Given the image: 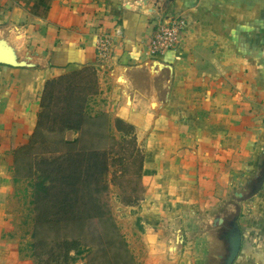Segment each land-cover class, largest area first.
I'll return each instance as SVG.
<instances>
[{"label": "crops", "instance_id": "0c3cea01", "mask_svg": "<svg viewBox=\"0 0 264 264\" xmlns=\"http://www.w3.org/2000/svg\"><path fill=\"white\" fill-rule=\"evenodd\" d=\"M172 15L187 22L180 46L152 58ZM0 38L29 64H0V264H33L16 153L36 132L45 85L85 69L97 81L90 105L133 125L144 151L150 195L120 212L135 264H220L215 220L238 209L233 264H264V184L252 195L264 162V0H176L163 16L126 0H0Z\"/></svg>", "mask_w": 264, "mask_h": 264}, {"label": "trees", "instance_id": "16d2710c", "mask_svg": "<svg viewBox=\"0 0 264 264\" xmlns=\"http://www.w3.org/2000/svg\"><path fill=\"white\" fill-rule=\"evenodd\" d=\"M84 71L90 72L95 77L93 72L86 69L67 73L58 79L47 82L41 97V112L34 136L43 127L45 119L48 117L51 118V115L59 124L60 129L81 132V136L72 142L62 140L59 144L60 147L64 146L66 148L68 145L74 146L83 142L85 143V135H87L85 131L86 127L94 128L97 133H95L93 138L96 142L93 141L90 145L91 150L88 157L87 155L84 157V153L78 152L73 155L70 152L58 151L56 158L44 159L40 163L44 169L41 170L38 181L32 185L33 194L31 203L36 212L34 221L35 228L32 232V238L35 242L32 247L37 248V241L41 229L44 226L49 227V230L51 229L52 232L54 227L55 231L63 233L61 237L63 241L59 244V247L65 251L68 260L75 262V259L70 254L72 252L81 254L85 250H81L84 248L80 249L81 244H78L79 247L77 246V248L72 241L66 240L65 237L69 236L68 233L64 232L68 229L70 231L73 230L72 235L77 234L74 235L77 237H81L86 233L91 234L93 228H95L93 221L96 220L101 226H104L105 230L100 234L98 231L93 232L98 233L100 236H109V243L105 248L106 253L110 249H118L122 251L125 257H130L129 264H135L129 252L128 244L121 234L116 221L111 216L110 211L105 210L107 206L100 204L98 197L94 198L93 194L99 195L107 191V186L102 185L100 179L107 172L108 166L105 163L104 153L98 151L104 139H115L117 135H119L123 142L129 139L128 143L133 146L131 155H135L139 163L138 177L141 180L145 161L144 151L139 145L136 130L133 125L120 118L112 120L106 113H96L95 115L90 113L87 108V103L89 97L97 94L95 84L94 87L88 88L87 93L79 97L78 102L74 104L73 110L71 112L69 111L68 108L72 101L66 95L75 91L73 88V80H76V76L82 77ZM75 72L77 74L72 76V73ZM81 82L83 81L81 80ZM63 92L66 95L62 94ZM65 101L68 105L60 106V103L65 104ZM65 114V118L67 119L62 121ZM59 119L61 120L60 123L58 122ZM99 129H103L107 134L100 135L98 133ZM77 159H80L81 163H77L75 161ZM100 167H102V171L98 174ZM84 168L89 170L85 176L82 172ZM126 205L129 206L132 203L126 202ZM48 217H52V220L49 221ZM87 249H89L88 251L91 250L90 248Z\"/></svg>", "mask_w": 264, "mask_h": 264}, {"label": "rangeland", "instance_id": "374dc122", "mask_svg": "<svg viewBox=\"0 0 264 264\" xmlns=\"http://www.w3.org/2000/svg\"><path fill=\"white\" fill-rule=\"evenodd\" d=\"M73 72V71H72ZM70 73V72H69ZM68 73V74H69ZM77 74V72L72 73V76ZM90 72L84 71L82 77H77L76 80H73V88L75 91H72L70 94L66 95L65 92L62 94L70 97V107L68 108L71 112L74 108V104L78 102L80 96H83L84 93H87L88 88L96 87L97 93V81L95 77ZM66 75V74H65ZM82 78V79H78ZM81 80L83 82H81ZM65 88V86H64ZM93 97V96H91ZM91 97L88 98L87 108L93 115L96 114L95 109L90 105ZM68 105L65 101V104L60 103V106ZM102 113V112H97ZM66 114L62 121L66 120ZM73 119L74 117L71 116ZM60 123L61 120L59 119ZM85 143L76 144L74 146L68 145L66 148L64 146H59L62 140L74 141L81 136V132L65 131L59 128V124L54 120V118H46L44 121L43 127L37 131L34 138L30 143L17 151V161H16V178L20 184L28 185L30 187L31 195L29 199L32 202L33 188L32 185L38 181L41 175V170L44 169L40 163L44 159H53L60 152H70L71 154L84 153V157L90 155L91 143L95 141L94 135L97 131L92 127L85 128ZM98 133L100 135H106L107 132L103 129H99ZM103 140V139H102ZM129 139L126 142H123L119 135L115 139H107L102 141V145L98 148L100 153H104L106 164L108 166L107 172H105L100 182L102 185L107 186V191L99 195L93 194V197H98L100 204L107 206L105 210H109L111 216H113L116 221L121 234L126 240V233L123 231L120 226V221L124 216H121V209H124L128 205L126 202L132 203V205L140 204L141 200L145 198L148 194L147 188L145 187L143 181L138 177V166L139 163L135 155H131L133 151V146L128 143ZM96 142V141H95ZM93 152V151H92ZM103 155V156H104ZM102 156V159H103ZM77 163H81L80 159L75 160ZM102 171V167L99 168L98 174ZM83 175H87L89 170L87 168L82 169ZM28 217L30 219L29 234L35 228V217L36 212L34 206L31 203V207L28 212ZM51 221L52 217H48ZM95 228H93L92 233L84 234L81 237L72 235L73 230H67L64 233H68L69 237H65L66 240L72 241L74 246L81 244L80 249L85 250L81 254H76L72 252L70 256L75 259V262L68 260L66 257L65 251L59 244H61L62 232L55 231L53 227V232L49 227L44 226L41 229L37 248H33V243L35 240L32 238V241L28 247L29 250V259L33 264H129L130 257H125L120 250L110 249L106 253V246L109 243V236L103 235L100 236L98 233L93 231H98L99 234L102 233L105 228L101 226L96 220L93 221ZM74 240V241H73ZM92 242V243H91ZM72 244V243H70ZM128 244V243H127ZM86 246V247H85ZM77 247V248H78ZM90 248L91 250L88 251ZM118 248V247H117ZM129 252L133 258L132 252L128 245ZM87 249V250H86ZM134 261V259H133ZM132 261V263H134Z\"/></svg>", "mask_w": 264, "mask_h": 264}, {"label": "water", "instance_id": "95a60500", "mask_svg": "<svg viewBox=\"0 0 264 264\" xmlns=\"http://www.w3.org/2000/svg\"><path fill=\"white\" fill-rule=\"evenodd\" d=\"M176 0H126L130 5H134L140 11L149 13H156L163 16L167 13ZM0 64L11 67H27L29 64L25 61L18 60L14 49L6 40L0 38ZM262 173L256 183L253 184L252 195H256L264 184V162L261 166ZM240 210L238 209L234 216L229 220H222L217 218L216 225L225 226L223 233V240L227 244V253L222 258L220 264H233L239 255L242 245V234L240 226L238 225V216Z\"/></svg>", "mask_w": 264, "mask_h": 264}, {"label": "built area", "instance_id": "2783aa9c", "mask_svg": "<svg viewBox=\"0 0 264 264\" xmlns=\"http://www.w3.org/2000/svg\"><path fill=\"white\" fill-rule=\"evenodd\" d=\"M187 22L181 15H172L161 22L149 41L148 54L155 58L166 52L175 51L181 43V36ZM121 35V32H117ZM113 41L110 36L98 40L97 51L101 58H108L112 53Z\"/></svg>", "mask_w": 264, "mask_h": 264}]
</instances>
